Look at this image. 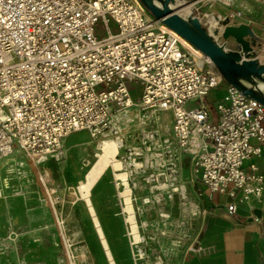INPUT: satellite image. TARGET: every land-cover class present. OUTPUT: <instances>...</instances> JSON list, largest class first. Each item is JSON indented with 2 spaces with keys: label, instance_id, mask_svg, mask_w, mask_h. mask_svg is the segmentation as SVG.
<instances>
[{
  "label": "built area",
  "instance_id": "obj_1",
  "mask_svg": "<svg viewBox=\"0 0 264 264\" xmlns=\"http://www.w3.org/2000/svg\"><path fill=\"white\" fill-rule=\"evenodd\" d=\"M234 1L179 0L177 13L198 15L214 40L234 49L203 8L223 5L230 10L223 19L250 26ZM256 37L258 58L264 36ZM197 51L139 0H0V162L15 160L12 173H0V193L10 174L39 175L47 160L61 159L72 133L85 132L92 143L120 139L129 177L152 190L175 193L185 163L194 183L226 196L229 214L243 207L258 223L264 107L225 83L213 64L199 63ZM126 81L141 85L137 99ZM217 88L224 94L208 102ZM202 250L196 240L186 249Z\"/></svg>",
  "mask_w": 264,
  "mask_h": 264
},
{
  "label": "rangeland",
  "instance_id": "obj_2",
  "mask_svg": "<svg viewBox=\"0 0 264 264\" xmlns=\"http://www.w3.org/2000/svg\"><path fill=\"white\" fill-rule=\"evenodd\" d=\"M241 1L242 3L234 2L231 8H245L241 10L252 20L254 13L248 8L252 7L255 10L260 7V4L257 0ZM203 8L204 11L217 13L220 20L230 12L227 7L215 3L207 4ZM213 8H216L218 12H215ZM110 26L112 27L113 24L110 23ZM102 30V24L98 23L94 29L95 34L101 36ZM259 51L260 49L258 53ZM197 57L199 63L203 59L206 60L204 56L197 55ZM126 88L133 99H137L141 94L142 88L139 82L126 81ZM223 94L224 90L217 88L211 90L206 99L212 102ZM140 131L141 128L132 130L136 132V136ZM123 132L120 133V137L124 135ZM86 136L85 132H75L67 142L73 145L68 152L84 157V166L79 164L84 172L89 166V161L87 162L86 159L93 155V153L88 154L85 144L88 143L97 153L100 151L99 142L91 143ZM262 150L264 153V148ZM122 153L121 148L116 158L123 163L124 168L113 171L111 167H107V174H111L112 171L114 173L128 171L126 162L129 160L121 158ZM10 158L13 159V157ZM12 159L8 158L0 162L3 165L0 171L2 175L6 170L12 173L15 164V160ZM19 160L16 159L18 162ZM257 165L260 172L264 171V161L258 162ZM184 170L189 171L188 165ZM10 175H12V188L0 193V264H92L90 254L87 260L78 257V252L83 247L87 248L84 245L86 242L89 244L90 251L94 254L97 250L103 259V264H107L105 249L100 239L96 235L86 238L87 240L83 238L75 215L78 205L84 201L93 221L90 209L93 207L89 198L87 201L84 191L79 189L80 181L74 187H66L62 190L50 183L44 185L39 179L41 176L44 177L41 173L38 175L36 172L27 171L20 180L16 176L13 177L14 174ZM180 178L184 182L190 179L184 173ZM116 182L117 180L114 181V185L110 184L108 201L113 196L116 197L119 200V211L116 215L109 217L112 221V229H106L103 232L110 243L117 264L173 263L176 253L181 249L184 251L187 249L195 230L196 212L189 211L186 216V212L182 210L188 206L186 191L179 194L170 189L152 190L150 185L147 186L142 181V177H128L131 203L137 225L139 224L138 231L142 236L138 243H132L133 240L127 233L129 232L128 224L124 222L125 212L123 211V194H121L123 187L116 186ZM87 220L90 222L89 216Z\"/></svg>",
  "mask_w": 264,
  "mask_h": 264
},
{
  "label": "crops",
  "instance_id": "obj_3",
  "mask_svg": "<svg viewBox=\"0 0 264 264\" xmlns=\"http://www.w3.org/2000/svg\"><path fill=\"white\" fill-rule=\"evenodd\" d=\"M240 1L235 0L234 2L242 3ZM241 9L245 8L241 7ZM248 9L254 13L252 24L250 25L254 34L260 37L264 36V8L260 5L255 10L252 7ZM69 137L66 140L61 159L55 160L51 158L47 160L41 165L39 171L44 176L39 177V179L43 178L47 184L50 183L62 190L66 187H74L83 179L84 173V169L81 166L84 163V157L76 156L72 152H68L73 146L67 143ZM86 137L90 141L89 136L87 135ZM86 147L89 153L91 146L87 143L85 144ZM263 148L264 145L261 147L262 154L258 162L264 161ZM80 163L81 165H79ZM186 166L184 163L181 174L183 175L184 173L190 179L182 182L185 184L188 201L191 199L196 204V209L194 210L196 212V216L194 217L195 230L190 242L194 240L198 241L203 246V250L199 253H190L181 249L176 253L174 262L172 261L173 263L171 264H264V205L259 215H257L259 218L258 223L253 221L250 213L243 207H238L234 213L229 214L225 208L226 196L210 191L203 185L194 183L191 179L190 171L184 170ZM113 171L111 174H107L105 170L91 186L89 192L91 205L103 231L112 229V221L109 217L110 215H116L119 211V200L116 197L113 196L108 201L110 184L114 185V181L116 180V173ZM31 173L34 172L31 171ZM261 173L264 174V171H261ZM11 176L6 177L7 186L2 188V192L12 188ZM16 178L21 179V177L17 176ZM188 213L189 211L185 215L187 216ZM75 215L81 227L83 238L88 239L94 235L98 238L91 215L84 201L78 205ZM88 216L90 222L87 220ZM84 245L89 250L92 264H103V259L98 251L95 250L93 254L90 251L88 242ZM108 245L115 264H117L110 243Z\"/></svg>",
  "mask_w": 264,
  "mask_h": 264
},
{
  "label": "water",
  "instance_id": "obj_4",
  "mask_svg": "<svg viewBox=\"0 0 264 264\" xmlns=\"http://www.w3.org/2000/svg\"><path fill=\"white\" fill-rule=\"evenodd\" d=\"M139 1L156 19L206 55L225 83L264 107V63L258 60L252 49L257 37L249 25L233 26L227 18L219 20L224 26L220 39H228L234 47L231 49L213 39L208 26L203 25L198 15L183 17L178 14L179 0ZM239 49L245 54L244 58ZM89 153H93L91 147ZM254 213L259 215L260 211Z\"/></svg>",
  "mask_w": 264,
  "mask_h": 264
},
{
  "label": "bare ground",
  "instance_id": "obj_5",
  "mask_svg": "<svg viewBox=\"0 0 264 264\" xmlns=\"http://www.w3.org/2000/svg\"><path fill=\"white\" fill-rule=\"evenodd\" d=\"M185 6L187 7L188 4ZM213 9L215 10V12H218L216 8H213ZM204 12L206 13L207 17H209L210 25H213V26L217 25L218 21L220 20V18H218V14L217 13L214 14L212 13L214 11H208V10ZM197 55L204 56L206 58V61L213 64L212 61L206 55L201 53L199 50L197 51V54H196V60L198 62L199 60H198ZM258 58L264 59V47L260 48V51L258 53ZM98 146L100 147V151L97 153L93 149L92 157L86 159L87 162L89 161L88 162L89 166L84 172V176H83L84 179L80 181L79 183V189L81 191H84V195L87 201H89L88 198H89V192H90L91 186L103 174V172L106 170L107 167H111L114 171L121 170L124 168L123 163L116 158V156L119 154L120 147H121L120 139L115 140V139L105 136L100 140V142L98 143ZM115 175H116L115 177H118L116 178L117 180L116 185H118L119 188L123 187V191L121 192V194H123V204H124L123 211L125 212L124 222L128 224V229H129V232L127 233L133 240L132 243H138L139 240L142 239V236L140 235L138 231L139 224L137 225L135 213H134V207L131 203V197H130L131 188L129 187V184H128L129 173L128 171H125V172H118ZM177 184H178L177 188L174 189L176 191L175 193L179 192V194L181 193L183 194L186 191L185 184L184 183L183 184L177 183ZM187 204L188 206L182 208V210H184L185 212L194 211L196 209V204L191 199H189ZM90 209L93 215L94 227L98 235V238L100 239L101 244L105 249L107 260L109 264H115V261L112 257L105 234L94 213V210L92 208ZM66 219L68 221L69 217L67 216ZM78 257H80L81 259L87 260L89 258L88 248L83 247L82 250L78 252Z\"/></svg>",
  "mask_w": 264,
  "mask_h": 264
}]
</instances>
